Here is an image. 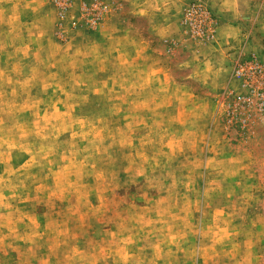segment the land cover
Returning a JSON list of instances; mask_svg holds the SVG:
<instances>
[{
  "label": "rangeland",
  "instance_id": "374dc122",
  "mask_svg": "<svg viewBox=\"0 0 264 264\" xmlns=\"http://www.w3.org/2000/svg\"><path fill=\"white\" fill-rule=\"evenodd\" d=\"M139 1L0 0V264H264V0ZM120 17L171 65L225 49L215 131L209 107L116 114L98 32Z\"/></svg>",
  "mask_w": 264,
  "mask_h": 264
},
{
  "label": "crops",
  "instance_id": "0c3cea01",
  "mask_svg": "<svg viewBox=\"0 0 264 264\" xmlns=\"http://www.w3.org/2000/svg\"><path fill=\"white\" fill-rule=\"evenodd\" d=\"M133 16H141L139 0H125ZM236 1H231L234 5ZM148 4V1L146 0ZM112 21L98 34L99 49H112L114 76L116 87L115 105L121 107L117 115H122L123 121L148 120L139 117L165 111L172 115L177 110V116L198 117V109L209 107L208 117L213 123L212 131L216 130L215 111L218 105L214 91L222 90L228 74V59L221 45L210 44L204 47L187 44L178 55L175 64L170 63L173 54L151 47L139 34V30L130 22L119 18ZM154 36L164 40L168 30H158L153 21H147ZM170 21H163L161 26H168ZM177 22V21H175ZM238 29L231 21H223L218 25V39L222 43H232L237 40ZM99 36V35H98ZM173 62V59H172ZM174 68L187 73V78L197 81L207 90L205 94H195L185 81L177 82L173 78ZM160 108V109H159ZM156 110V111H155ZM132 113V115H131ZM172 113V114H171ZM121 118H118L119 120ZM174 120L164 118L162 120ZM188 119V118H187ZM180 120V119H178Z\"/></svg>",
  "mask_w": 264,
  "mask_h": 264
}]
</instances>
